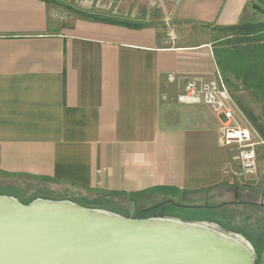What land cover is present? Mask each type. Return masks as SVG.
Instances as JSON below:
<instances>
[{
	"label": "crops",
	"instance_id": "crops-1",
	"mask_svg": "<svg viewBox=\"0 0 264 264\" xmlns=\"http://www.w3.org/2000/svg\"><path fill=\"white\" fill-rule=\"evenodd\" d=\"M55 1L0 0V185L21 200L37 196L24 184L85 201L181 194L196 199L190 208L213 210L196 220L261 251L264 229L254 235L206 204L264 207L253 177L224 178L234 150L220 144L222 116L176 101L189 80L217 77L219 29L253 20L248 0Z\"/></svg>",
	"mask_w": 264,
	"mask_h": 264
},
{
	"label": "water",
	"instance_id": "water-1",
	"mask_svg": "<svg viewBox=\"0 0 264 264\" xmlns=\"http://www.w3.org/2000/svg\"><path fill=\"white\" fill-rule=\"evenodd\" d=\"M247 247L202 222L0 195V264H254Z\"/></svg>",
	"mask_w": 264,
	"mask_h": 264
},
{
	"label": "rangeland",
	"instance_id": "rangeland-1",
	"mask_svg": "<svg viewBox=\"0 0 264 264\" xmlns=\"http://www.w3.org/2000/svg\"><path fill=\"white\" fill-rule=\"evenodd\" d=\"M251 21L264 22V15L257 13L256 17ZM221 34H222L221 35L222 36L221 40H222L224 36L226 35L223 33ZM227 89L229 91V94L235 106H236L235 104L236 101L238 99H241L243 105L247 107L248 109H250L253 115H256V116L260 115L261 107L259 105L251 104L245 93H237L233 91L229 86H227ZM235 110L238 116L237 118L240 120V122L244 124L245 126H248L251 128V125L246 120L245 116L238 110L237 107ZM262 120L264 119L262 118L260 119L259 121L260 124L262 123L261 122ZM262 141L264 142V139H262ZM262 148L264 149V146ZM259 151L260 150L258 148L257 153H259ZM23 187H24L23 189L25 190L24 193H26L25 195H28V196H31L32 192H34L33 193L34 195L37 194L35 198L39 197V198H44V199H56V200L57 199H67L69 201L75 202L87 208L103 209L108 212L115 213V214H118V215H121L127 218H135V219L140 218V217L150 218V216L174 217V218H178V219H182L186 221L206 223L236 238L241 243H244L246 247L248 246L247 248L253 252L248 242H246L236 232L227 229V227H225L224 225H217L212 222L210 223L206 222L207 219H210L209 214H211V212L213 211L212 209L190 208L191 205L195 204L196 199L187 197V196L185 197L181 194L172 193L170 196L167 195V196H164L163 198H157V199H155V197L148 196L149 198L148 202L146 201L137 202L139 200L132 201L131 199L126 200L124 198H117V199L115 198L116 200H113V201L107 200V199L101 201L100 199L96 198V196L93 197V195L87 194L85 197L86 198V201H85L83 198L75 194H65L63 196H56L53 193H47L46 191H43V190L32 191L31 189H28L29 187L26 184H24ZM17 192H19L17 189L9 188V187L5 188L0 185V194L4 193L3 195L12 196L15 198L17 197L15 195ZM138 203H141V204L138 205ZM216 203L218 202L216 201L214 202L211 199L206 200V204L210 205V207L214 208V206H217L216 209L218 212H220V214L226 215L227 213H229L230 216L233 218L234 224H236L237 222L244 223L242 222V220L247 221L251 227H254V231H255L254 235H257L263 232L264 220H262V218L259 216L260 215L259 210H264V207L263 208L257 207V208L252 209L250 207L241 206V205L231 206V204L229 203H224V204H216ZM229 208L231 212H229ZM196 218H203L206 220L201 221V220H196Z\"/></svg>",
	"mask_w": 264,
	"mask_h": 264
},
{
	"label": "trees",
	"instance_id": "trees-1",
	"mask_svg": "<svg viewBox=\"0 0 264 264\" xmlns=\"http://www.w3.org/2000/svg\"><path fill=\"white\" fill-rule=\"evenodd\" d=\"M42 1L56 3L55 0ZM248 2L258 14L264 15V0H248ZM74 13L85 19L107 21L128 27H141L138 24L124 21L99 19L82 12L74 11ZM219 31L226 36L217 42L213 53L221 79L233 91L245 93L251 104L261 107L260 115L256 116L243 105L241 99L235 103L251 128L260 138L264 139V120L261 121V124L259 123L261 118L264 119V22L251 21L222 28ZM15 198L22 204H28L36 199L21 200L18 197Z\"/></svg>",
	"mask_w": 264,
	"mask_h": 264
},
{
	"label": "built area",
	"instance_id": "built-area-1",
	"mask_svg": "<svg viewBox=\"0 0 264 264\" xmlns=\"http://www.w3.org/2000/svg\"><path fill=\"white\" fill-rule=\"evenodd\" d=\"M176 101L184 105L206 104L222 116L223 121L218 128L220 144L234 150L232 162L224 172L225 180L231 184H243L253 177L264 193V169L261 175L257 170V151L264 142L253 129L237 120L236 106L219 72L216 78L208 81L189 80Z\"/></svg>",
	"mask_w": 264,
	"mask_h": 264
},
{
	"label": "flooded vegetation",
	"instance_id": "flooded-vegetation-1",
	"mask_svg": "<svg viewBox=\"0 0 264 264\" xmlns=\"http://www.w3.org/2000/svg\"><path fill=\"white\" fill-rule=\"evenodd\" d=\"M255 262L254 264H261L262 258L264 256V247H262L261 251L255 252Z\"/></svg>",
	"mask_w": 264,
	"mask_h": 264
},
{
	"label": "bare ground",
	"instance_id": "bare-ground-1",
	"mask_svg": "<svg viewBox=\"0 0 264 264\" xmlns=\"http://www.w3.org/2000/svg\"><path fill=\"white\" fill-rule=\"evenodd\" d=\"M194 229H199V228H195V227H194Z\"/></svg>",
	"mask_w": 264,
	"mask_h": 264
}]
</instances>
